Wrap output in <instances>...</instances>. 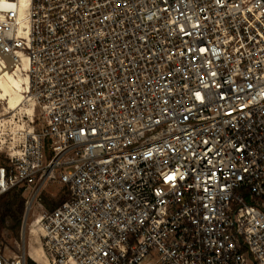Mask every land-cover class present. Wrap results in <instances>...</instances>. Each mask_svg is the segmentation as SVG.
I'll use <instances>...</instances> for the list:
<instances>
[{"label": "built area", "instance_id": "1", "mask_svg": "<svg viewBox=\"0 0 264 264\" xmlns=\"http://www.w3.org/2000/svg\"><path fill=\"white\" fill-rule=\"evenodd\" d=\"M0 68L43 121L0 196L67 188L47 264H264V0H0Z\"/></svg>", "mask_w": 264, "mask_h": 264}, {"label": "rangeland", "instance_id": "2", "mask_svg": "<svg viewBox=\"0 0 264 264\" xmlns=\"http://www.w3.org/2000/svg\"><path fill=\"white\" fill-rule=\"evenodd\" d=\"M8 112L9 110L6 105V100L0 97V116L2 114H8ZM10 114L12 115V113ZM30 117V113H27L26 109L20 107L16 115L15 125L10 122V127L5 129L7 135H4L3 128L0 125V133L1 135L3 134L2 137H4L3 142L7 144L6 147H1L0 149L2 150L0 151V165L6 161L5 152L7 150H10L12 146H21L24 141L21 132L28 130L30 128V123L38 128L43 126V121L41 120L36 123L29 122ZM14 126H18V128H21V126L24 127V129L19 130L20 138L18 139L13 138V134L10 132L11 129L14 130ZM67 197V188L62 185L57 183L45 185L43 192L36 196V203L34 202L31 212L27 213V204L32 198V193L25 192L23 189H16L10 191L8 194L1 195L0 218H4L5 222L4 227H1L0 247L8 256H14L26 251L27 264H39L29 257L31 250L34 251L39 249L42 251L40 262H42L41 264H45L44 253L39 240V230L37 227H33V223L35 218L41 214V211L52 209L62 201L66 200ZM23 200L25 201V206L24 210L20 212L19 206Z\"/></svg>", "mask_w": 264, "mask_h": 264}, {"label": "bare ground", "instance_id": "3", "mask_svg": "<svg viewBox=\"0 0 264 264\" xmlns=\"http://www.w3.org/2000/svg\"><path fill=\"white\" fill-rule=\"evenodd\" d=\"M24 67H27L26 58L24 60ZM27 81L28 76L23 72L22 68H16L13 71L0 68V97L6 100V105L9 110L8 114H2L0 116V125L3 128L4 135H7L5 129H8L11 123H15L16 115L20 107L26 109L27 113H30V115L32 114V104L26 101V95L24 93L25 83ZM10 113H12V115ZM32 126L33 125L30 123L29 127L32 128ZM14 127V130L11 129L10 132L13 134V138L18 139L20 138L19 130L24 129V127ZM2 135L0 133V140L4 141ZM33 227H35L34 224Z\"/></svg>", "mask_w": 264, "mask_h": 264}, {"label": "crops", "instance_id": "4", "mask_svg": "<svg viewBox=\"0 0 264 264\" xmlns=\"http://www.w3.org/2000/svg\"><path fill=\"white\" fill-rule=\"evenodd\" d=\"M40 251L41 250H31V252H30V255H31V257H32V259L34 260V261H36V262H38L39 264H41L42 262H40L41 261V259H40V257H41V255H42V251H41V253H40ZM45 264H47V263H45Z\"/></svg>", "mask_w": 264, "mask_h": 264}, {"label": "trees", "instance_id": "5", "mask_svg": "<svg viewBox=\"0 0 264 264\" xmlns=\"http://www.w3.org/2000/svg\"><path fill=\"white\" fill-rule=\"evenodd\" d=\"M5 163V162H4ZM3 163V164H4ZM9 192L5 193V194H8ZM6 196V195H5ZM4 196V197H5ZM63 202V201H62ZM24 206H25V201L23 200L19 206V211L22 212L24 210ZM4 222H5V219L4 218H0V233H1V227H4Z\"/></svg>", "mask_w": 264, "mask_h": 264}, {"label": "snow or ice", "instance_id": "6", "mask_svg": "<svg viewBox=\"0 0 264 264\" xmlns=\"http://www.w3.org/2000/svg\"><path fill=\"white\" fill-rule=\"evenodd\" d=\"M9 7H11V5H8ZM168 179H173V177H168Z\"/></svg>", "mask_w": 264, "mask_h": 264}]
</instances>
